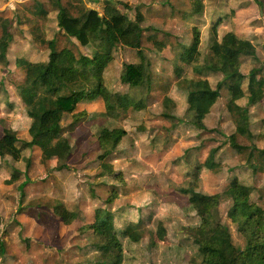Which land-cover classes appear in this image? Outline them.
<instances>
[{"label": "rangeland", "instance_id": "374dc122", "mask_svg": "<svg viewBox=\"0 0 264 264\" xmlns=\"http://www.w3.org/2000/svg\"><path fill=\"white\" fill-rule=\"evenodd\" d=\"M105 1L0 0V17L14 20L13 40L8 52L10 63L0 64V118L4 119L3 124L17 132L19 144L31 140L33 118L27 114L19 95L18 85L23 82L24 72L16 65V60L23 57L32 70L38 72L49 56V49L41 39L57 38L60 48L68 45L57 22L58 3H81L102 12ZM112 1L139 5L145 15L144 26L157 29L158 38L168 45L160 50L145 42L146 49L142 53L118 46L113 49L114 60L104 74V82L110 91L127 92L128 86L120 82L125 63L140 64L146 58L156 77L148 106L145 110L130 108L119 118H112L106 115L101 97L81 102L77 111H84L86 117L74 123L69 114L62 121L64 136L72 146L69 154L63 137L47 131L55 99L39 81L30 82L44 99V103L31 108L42 113L47 111L48 115L42 126L44 133L34 147L24 150L21 160L9 156L0 158V236L6 245V254L0 258V264H112L117 256L116 248L98 250L95 234L84 230L85 224L94 217L95 209L105 207L114 212L116 228L142 219L154 230L159 225L157 237L168 242L151 249L148 236L140 242L122 238L124 261L121 264H188L196 251L188 232L199 222V217L187 202L188 198L175 188L186 185L187 171L195 162H204L210 150L217 146H222L216 154L222 169L200 171L197 190L220 192L234 175H238L261 189L254 199L264 206V173L252 175L246 163L248 149L246 154H239L226 144L236 128L233 116L227 111L228 91L221 90V96L204 120L207 131L197 130L189 123L196 119V112L187 111V94L177 84L173 63L177 61L173 47L180 42L190 43L193 25L201 29L200 50L203 57L206 56L214 38L212 17L218 12L233 11L219 25L218 36L221 38L225 32L233 31L253 42L257 58L243 57L241 71L248 76L252 69H258L253 80L264 79V0H206L205 13L192 17L188 15L192 6L187 0H170V3L165 0ZM39 5L45 15L37 12ZM112 10L126 12L130 17L135 14L121 4L110 12ZM81 50L87 54L93 51L92 47H81ZM78 77L79 74L70 76L72 79ZM207 78L216 88L223 76L209 74ZM242 86L247 91V81ZM164 102L167 110L176 114L180 121L172 124L161 116ZM238 103L247 105V97ZM249 110L254 138L238 137L237 140L251 150L262 149L264 98ZM3 124L0 123V136ZM116 128L125 129L126 135L121 138ZM101 131L104 148L113 150L106 161L115 173L122 175L121 179H114L101 165L104 149L98 139ZM60 165H67V168H59ZM15 171L20 172L19 180L7 184ZM27 178L28 184L21 194L19 185ZM114 191L118 196L108 200ZM56 203L61 205L55 206ZM67 208L77 211L78 218L71 216ZM227 209L228 204L222 205L223 215ZM231 228L235 242L241 243L235 227Z\"/></svg>", "mask_w": 264, "mask_h": 264}, {"label": "trees", "instance_id": "16d2710c", "mask_svg": "<svg viewBox=\"0 0 264 264\" xmlns=\"http://www.w3.org/2000/svg\"><path fill=\"white\" fill-rule=\"evenodd\" d=\"M166 2L170 0H165ZM192 6L189 16H202L205 13L206 0H187ZM121 4L126 10H133L134 17L122 11H111ZM112 8H111V7ZM39 14L45 15V11L39 5ZM233 14L218 12L213 19L214 38L209 53L203 57L201 49L202 32L199 26L191 27V39L189 44L179 43L173 47L177 61L174 63V73L177 84L186 91L188 107L187 111L196 112V119L189 120L197 130L207 131L204 120L211 112L215 100L221 96V90L229 93L227 111L233 116L236 125L235 132L229 135L226 144L229 143L239 154H246L249 150L246 163L251 169L252 175L264 173V148L251 150L246 145L240 144L238 137L251 139L254 133L251 130L250 107L255 106L264 98V79L253 80L258 74V69H252L246 76L242 73L243 57L257 58V49L253 42L240 37L233 31H227L221 38L218 36L219 25ZM58 26L68 41V45L58 46L57 38L41 39L49 49L48 61L41 66L40 71L34 72L32 66L23 57L16 60V65L24 72V79L18 85L19 95L27 108V114L33 118L31 126V140L22 141L17 132L6 126L4 119L3 133L0 136V158L6 156L19 161L23 158L24 150L35 146L37 139L44 133L42 126L47 111L40 112L31 106L44 103L36 87H32V80L39 81L48 94L55 99V109L51 111L49 131L54 136H59L65 141L68 153H72L69 139L64 136L62 121L66 115H72L74 123L86 117L84 111L78 112L81 102L91 97H101L105 104L106 115L119 118L122 112L130 108L145 110L148 100L154 90L156 77L149 62L140 64L125 63L121 74V81L128 86V91L112 92L105 81V71L114 60L113 49L118 46L136 49L142 53L145 42L164 50L168 45L158 38V31L152 27H145V15L139 5L132 6L124 1L114 2L106 0L103 11L88 8L81 3L63 5L58 3ZM13 19L0 17V64L9 65L8 52L13 40ZM146 34L147 31H151ZM81 47H92L91 54L82 52ZM203 57V58H202ZM184 65V66H182ZM221 74L223 79L213 88L207 76L209 74ZM79 74L78 78H70ZM87 76V77H85ZM88 78V79H85ZM89 80V81H87ZM87 81V82H86ZM247 81V91L243 83ZM247 97V105H240L239 100ZM167 98H165L166 101ZM161 116L170 123L175 124L180 119L173 112L167 110L165 102L162 104ZM50 112V111H49ZM121 138L126 135V130L116 128ZM104 130V129H103ZM215 131V129H210ZM99 143L104 148L103 131L98 135ZM222 146L213 147L204 162H195L193 168L187 171L189 179L186 185L175 189L181 195L188 198L190 207L197 213L199 222L189 228V235L193 238L196 251L188 264H264V206L254 199V195L261 189L256 184L242 180L234 175L224 190L216 193H202L197 190L200 171L204 168L211 172L222 169L217 161L216 154ZM113 152L112 149H103L101 154L104 172L121 179L120 173H115L113 167L106 159ZM59 168H67L60 165ZM19 171L13 172L6 182L13 184L19 180ZM28 178L21 183L20 191L28 184ZM118 196L112 192L108 200ZM263 198V197H262ZM228 204V209L223 215L222 205ZM61 205L56 203L55 206ZM71 216L78 218L79 213L68 209ZM224 218L228 219L227 222ZM0 216V226H1ZM147 223L139 219L129 221L123 228H116L115 214L105 208H96L92 220L85 224L86 231H91L97 237L98 250H107L111 246L116 248L117 256L112 264H121L124 261L122 238L132 242H140L148 236L149 248L168 244L157 237V228L147 227ZM241 239L236 243L232 228ZM6 254V245L0 236V258ZM95 264V263H89Z\"/></svg>", "mask_w": 264, "mask_h": 264}]
</instances>
